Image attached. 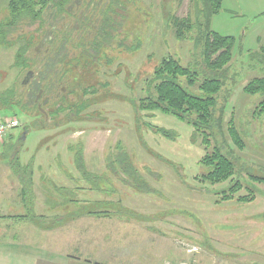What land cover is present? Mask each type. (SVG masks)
Listing matches in <instances>:
<instances>
[{
  "label": "rangeland",
  "instance_id": "1",
  "mask_svg": "<svg viewBox=\"0 0 264 264\" xmlns=\"http://www.w3.org/2000/svg\"><path fill=\"white\" fill-rule=\"evenodd\" d=\"M123 4L125 20L101 53L103 59L72 73L73 81L64 93L67 109L54 118L50 114L64 95L50 98L41 93L36 105L29 102L35 73L24 84L33 70L17 59L26 42H38L33 33L36 25L8 27V0H0V27L9 30L7 41L0 42V120L20 123L0 143V216L17 211H2L19 201L17 176L5 159L17 151L22 163L35 157L40 206L48 202L57 217L65 211L62 206L71 203L67 210L71 233L69 245L62 246L64 253H58L57 236L55 253L47 245L20 246L12 237L14 224L0 222V264H264V181L252 179L264 177V115H253L263 95L244 91L255 77H264V0H223L211 18V30L237 42L228 75L221 77L225 81L219 95L224 106L222 129L213 130L208 147L201 131L161 110L145 119L154 129L142 125L141 135L135 110L127 101L147 95L155 67L169 55L202 76L209 72L202 46L196 45L201 33L194 30L179 39L172 23L173 17L196 20L193 0H120L117 6ZM23 33L25 41L19 40ZM32 57L31 52L24 55L27 60ZM107 58L113 59L111 65ZM86 88L96 94L86 95ZM192 90L199 94V84ZM14 99L27 106L14 105ZM79 106L85 109L77 117ZM232 119L244 135L243 150L230 139L227 129ZM216 144L225 145L224 151L236 161L234 175L220 183L203 182L208 169L201 161ZM81 146L90 179L83 177L74 161ZM121 152H127L137 168V184H148L152 193L139 190L135 178L117 162V169L109 168ZM233 186L241 188L233 192ZM62 188L72 192H59ZM243 196L253 199L240 202ZM104 210L112 219L89 215Z\"/></svg>",
  "mask_w": 264,
  "mask_h": 264
},
{
  "label": "trees",
  "instance_id": "2",
  "mask_svg": "<svg viewBox=\"0 0 264 264\" xmlns=\"http://www.w3.org/2000/svg\"><path fill=\"white\" fill-rule=\"evenodd\" d=\"M193 2L196 7V20L173 17L172 23L179 39L186 38V34L194 30H198L199 34L201 33L196 45L197 47L202 46L203 61L209 72H204L202 76L199 70L190 65H183L174 56L169 55L164 57L155 67L147 95L139 99L127 98V101L135 110L138 131L142 130V125L154 129L151 122L145 119L154 116L153 112L156 110H161L186 121L192 125L195 132L201 131L203 143L208 147L211 144L210 136L213 130L215 128L222 129L224 106L220 103L219 95L225 81L221 77L228 75L237 41L233 36L221 35L210 28L211 18L220 11L223 0H193ZM119 3L120 0H8L10 13L8 27L15 28L21 25L25 28L36 25L33 33H36L39 38L38 42L36 41L37 44L34 40L26 42L17 55V59L21 60L24 66L33 71L36 69L34 79L29 86V102H34L36 105L41 93L48 94L50 98H62L63 94L64 98L60 100L61 104L50 116L55 118L67 109L64 103L67 102L68 96L64 93L67 90V83L73 81L72 73L75 71L80 73L81 68H92L94 63L100 62L103 59L101 53L110 45L108 43L113 40L123 20H125V15L122 12H125L124 4L118 7ZM200 18H203L204 22H201ZM5 33L8 35L9 30L1 26L0 42L7 41L8 37L6 38ZM24 35L25 33L21 34L19 40L25 41ZM29 52L33 54V57L27 60L24 55ZM33 59H40V61L36 63ZM107 59V63L111 65L113 59ZM83 60H85L84 63ZM197 84H199V94L192 90V87ZM244 91L251 96L263 95L253 112L255 118L263 116L264 77H255L245 86ZM84 92L86 95L96 94L95 90L91 91L87 88ZM12 93L15 95L14 90L9 92L11 96ZM21 100L16 102L14 99L13 104L27 106L25 103L22 104ZM38 109L45 116L48 115L41 106ZM84 109L85 106H79L75 115L80 117ZM217 114H219L218 117ZM71 118V115L67 116V119ZM227 130L236 149H245L244 135L237 128L234 119L229 122ZM156 131L159 132L158 129ZM164 134L172 137L166 131ZM225 148V145L220 147L219 144H216L210 154L204 155L201 162L208 170L202 175L203 182L210 181L215 184L232 180L236 161H233L224 151ZM73 149L71 148V151ZM230 149L231 152H235L234 148ZM20 152L5 153V156L20 181L23 201L28 210H32L31 204L35 199V157L23 164L20 159ZM74 161L83 177L90 179L92 174L86 170L82 146L75 153ZM115 162L125 174L135 178V186L139 190L146 193L153 192L148 184L144 182L137 184L136 179L139 178V173L133 163L130 162L127 152L116 155L115 161L111 162L109 167L112 170L117 169L114 166ZM252 179L264 181V177L260 176H253ZM240 188L241 186L235 187L233 192ZM59 192L70 193L72 190L62 188ZM231 197L232 195L223 196V200ZM251 199L253 198L243 196L239 198V201L247 202Z\"/></svg>",
  "mask_w": 264,
  "mask_h": 264
},
{
  "label": "crops",
  "instance_id": "3",
  "mask_svg": "<svg viewBox=\"0 0 264 264\" xmlns=\"http://www.w3.org/2000/svg\"><path fill=\"white\" fill-rule=\"evenodd\" d=\"M5 118L0 120V122L5 120ZM23 164L25 163L23 162ZM35 181L36 180H35V167H34V183ZM17 183H18V200H19L17 205L15 204L14 206L7 205V206H3L4 208H2V211H9V210L12 211L11 208L16 209L17 211L14 213L1 212L2 215L0 216V222H4L5 225L7 226H10L12 223L14 224L12 237H14L15 240H17L20 246L39 248L40 246L47 245L49 248L53 247L52 252L55 253L54 246L57 236L58 240L60 241V247L58 253L59 254L64 253L63 251L64 249H62V246L63 244L69 245V239L71 233L70 232L71 224L70 222H68L70 221L69 219L71 214L70 212H67L71 203L68 202L67 204L63 205L62 208L65 209V211H63L62 214H58L59 216L55 217L56 215L54 214L55 212H53L54 211L53 206L50 205L51 206L50 208L46 206L48 205V202L44 203L43 206H40L37 193H35V199L31 204L32 210H28L22 198V186L20 184L19 179L17 180ZM34 191L36 192L35 184H34ZM107 211L108 210L94 211L95 213L92 212L89 215H104L112 219L111 218L112 215L110 216ZM92 217L95 216H90V218ZM99 219L100 218H96L94 221L102 224V222H100ZM55 224L56 226H54ZM65 234H67V238ZM5 237L8 238L10 236L5 235ZM129 249L131 250L132 247H129ZM133 250H135V248H133Z\"/></svg>",
  "mask_w": 264,
  "mask_h": 264
},
{
  "label": "built area",
  "instance_id": "4",
  "mask_svg": "<svg viewBox=\"0 0 264 264\" xmlns=\"http://www.w3.org/2000/svg\"><path fill=\"white\" fill-rule=\"evenodd\" d=\"M20 125L18 120L15 119H5L0 122V143L7 135V132L18 127Z\"/></svg>",
  "mask_w": 264,
  "mask_h": 264
},
{
  "label": "water",
  "instance_id": "5",
  "mask_svg": "<svg viewBox=\"0 0 264 264\" xmlns=\"http://www.w3.org/2000/svg\"><path fill=\"white\" fill-rule=\"evenodd\" d=\"M34 76V72L33 71H29L25 80L23 81L24 84L27 83V81H29L32 77Z\"/></svg>",
  "mask_w": 264,
  "mask_h": 264
}]
</instances>
